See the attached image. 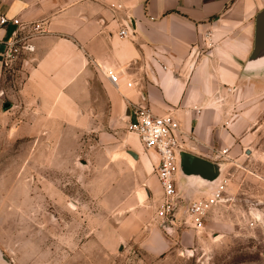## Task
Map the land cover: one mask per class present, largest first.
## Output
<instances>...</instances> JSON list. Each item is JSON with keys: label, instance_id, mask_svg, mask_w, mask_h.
I'll use <instances>...</instances> for the list:
<instances>
[{"label": "rangeland", "instance_id": "rangeland-1", "mask_svg": "<svg viewBox=\"0 0 264 264\" xmlns=\"http://www.w3.org/2000/svg\"><path fill=\"white\" fill-rule=\"evenodd\" d=\"M24 75L11 67L1 84L15 87ZM233 86L224 114L247 120L250 152L243 145L238 160L221 154L218 175L209 168L195 190L182 175L173 222L157 216L159 155L128 121L68 129L43 121L41 131L1 134L0 264H264V66L246 69ZM217 179L226 183L224 197L195 229L185 208Z\"/></svg>", "mask_w": 264, "mask_h": 264}, {"label": "crops", "instance_id": "crops-1", "mask_svg": "<svg viewBox=\"0 0 264 264\" xmlns=\"http://www.w3.org/2000/svg\"><path fill=\"white\" fill-rule=\"evenodd\" d=\"M0 14L9 18L0 26L3 39L20 28L15 17L24 33L38 21L46 28L32 39L36 49L12 65L25 73L15 87L1 84V66L0 136L41 131L43 121L67 129L76 121L126 122L132 100L173 112L199 157L217 163L228 148L238 160L241 147L249 148L247 120L225 115L224 107L239 75L264 66V0H0ZM185 185L195 190L192 181Z\"/></svg>", "mask_w": 264, "mask_h": 264}, {"label": "built area", "instance_id": "built-area-1", "mask_svg": "<svg viewBox=\"0 0 264 264\" xmlns=\"http://www.w3.org/2000/svg\"><path fill=\"white\" fill-rule=\"evenodd\" d=\"M121 7L122 4H118ZM20 24L12 36L8 39L0 38L2 47H0V59L3 70H9L12 65L26 51H34L36 46L32 39L35 35L46 31L43 21L33 23L32 30L24 33L20 19H12ZM9 18L0 14V26L7 23ZM121 35L129 34V27L125 23L120 29ZM106 74L119 86L120 76L112 68H108ZM127 86L134 85L133 80H127ZM3 94V89L0 90ZM130 115L127 127L130 131L139 135L141 143L148 150H154L159 155V161L156 165V175L162 185L163 199L157 209V216L163 220L174 221L177 210L180 208L181 194L177 186V175L180 171L181 153L186 151V139L181 130L180 121L173 112L169 111L163 114L155 113L149 105L143 102L130 100ZM228 148H223L226 153ZM216 181V180H215ZM226 183L217 179L205 195L194 198L185 208L187 221L193 228L200 229L204 225L205 217L208 211L224 197Z\"/></svg>", "mask_w": 264, "mask_h": 264}, {"label": "bare ground", "instance_id": "bare-ground-1", "mask_svg": "<svg viewBox=\"0 0 264 264\" xmlns=\"http://www.w3.org/2000/svg\"><path fill=\"white\" fill-rule=\"evenodd\" d=\"M129 160L132 163H134V161H135V159H133L131 157L129 158ZM194 162H195V159H193L190 162V164H187L186 166H184L183 169H180L179 173H180V175L181 174L185 175V177H190L189 179L192 181V183L195 184V187H197L196 184L197 185L200 184L198 181H201V180L205 181L207 179V177L205 176L206 172L204 170H201V168L194 166V164L192 165V163H194ZM211 168H213V167H211ZM178 180H179L180 184L184 182L179 177H178ZM147 194H148V192L146 189H143V191L142 190L138 191V195H139V198L141 201H144L145 197H147Z\"/></svg>", "mask_w": 264, "mask_h": 264}, {"label": "water", "instance_id": "water-1", "mask_svg": "<svg viewBox=\"0 0 264 264\" xmlns=\"http://www.w3.org/2000/svg\"><path fill=\"white\" fill-rule=\"evenodd\" d=\"M6 107L9 106L8 103H6L5 105ZM248 151L250 152V149H248ZM133 155L136 156V152L132 151ZM137 157V156H136ZM195 159V162L192 163V165L194 164V166L196 167H199L201 168V170H204L206 172L205 176L207 177V174L209 173V168L213 167L212 169L214 170V172L217 173L218 175V170H219V165L218 163H213V162H210L209 160L207 159H204L202 157H199L197 155H194V154H191L187 151H183L181 153V165H180V169H183L184 166H186L187 164H190V162ZM215 165H217V170L215 169ZM216 170V171H215ZM215 173V174H216ZM217 177V176H216ZM216 179V178H215Z\"/></svg>", "mask_w": 264, "mask_h": 264}]
</instances>
